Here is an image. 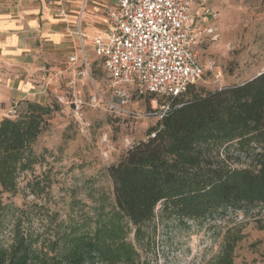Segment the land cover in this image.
Returning a JSON list of instances; mask_svg holds the SVG:
<instances>
[{
    "label": "trees",
    "instance_id": "16d2710c",
    "mask_svg": "<svg viewBox=\"0 0 264 264\" xmlns=\"http://www.w3.org/2000/svg\"><path fill=\"white\" fill-rule=\"evenodd\" d=\"M152 98L169 110L153 137L150 132L107 168L109 205L78 221L48 213L41 230L2 194L15 192L21 173L42 161L33 145L55 107L25 100L16 118L0 119V264H149L137 245L152 243L147 225L158 205L180 220H203L228 207H264V71L213 91L194 83L177 96L148 94V102ZM233 158L250 165L233 166ZM28 185L35 196L45 189L39 179ZM234 242L226 240L209 264H236Z\"/></svg>",
    "mask_w": 264,
    "mask_h": 264
},
{
    "label": "rangeland",
    "instance_id": "374dc122",
    "mask_svg": "<svg viewBox=\"0 0 264 264\" xmlns=\"http://www.w3.org/2000/svg\"><path fill=\"white\" fill-rule=\"evenodd\" d=\"M205 2L216 8L220 38L215 42L205 39L195 47L203 64L215 61V68L205 69L195 86L213 91L240 84L264 71V0ZM86 55H94L90 45ZM89 69L92 80L84 81L85 100L95 87L109 98L108 78L101 59L95 57ZM34 91V94L18 96L13 90L8 99L0 100V119L16 118L25 100L55 107L46 130L33 145L35 151L42 154V161L31 171L21 173L17 190L3 193L2 201L27 213L33 226L41 230L48 224V213L57 221H78L91 216L95 207L109 205L113 200V182L107 168L116 164L127 150L124 138L128 137L131 145L146 141L159 123L154 118L126 117L104 104L85 106L84 117L91 126L86 133H81L69 108L59 103L56 94ZM131 93V105L140 109L149 105L147 93L142 96ZM104 133L109 138L107 147L101 140ZM105 148L109 151L108 158L101 153ZM229 162L233 166L250 165L247 159L233 158ZM35 179L45 186L37 196L31 194L28 185ZM156 213L147 225L154 237L152 243L148 248L137 245L142 259H147L149 264H209L226 240L235 241L233 260L236 264H264V229L257 222L264 223L261 205L244 210L228 207L203 220H180L161 213L160 205ZM6 219L9 220V216ZM7 234L4 237H8Z\"/></svg>",
    "mask_w": 264,
    "mask_h": 264
},
{
    "label": "built area",
    "instance_id": "2783aa9c",
    "mask_svg": "<svg viewBox=\"0 0 264 264\" xmlns=\"http://www.w3.org/2000/svg\"><path fill=\"white\" fill-rule=\"evenodd\" d=\"M58 14L63 17L65 12L60 10ZM105 14L106 27L93 37V51L107 75L109 98L96 87L88 100L80 94L76 80H92L90 65L83 55L81 65L75 66L74 54L68 56L72 76L66 83L67 93L57 95L59 103L69 108L81 133L91 126L84 117L85 106L104 104L132 119L159 120L169 110V104H159L157 98H152L147 107L140 109L130 104L131 92L138 96H177L201 79L205 69L215 68L214 60L203 64L195 50L205 39L215 42L220 38L218 13L205 0H117ZM77 35L81 40L79 22ZM101 140L107 147L106 133ZM131 144L125 137L124 145ZM108 152L106 148L101 151L105 158Z\"/></svg>",
    "mask_w": 264,
    "mask_h": 264
},
{
    "label": "crops",
    "instance_id": "0c3cea01",
    "mask_svg": "<svg viewBox=\"0 0 264 264\" xmlns=\"http://www.w3.org/2000/svg\"><path fill=\"white\" fill-rule=\"evenodd\" d=\"M116 3L117 0H0V100L8 99L13 90L18 96L34 94L36 88L39 90L34 92L39 94H66V83L72 76L68 56H77L75 66L81 65L83 55L91 64L97 57L93 37L105 29L106 10ZM60 10L65 12L63 17L58 14ZM89 45L93 57L86 55ZM84 81L76 80L83 97Z\"/></svg>",
    "mask_w": 264,
    "mask_h": 264
},
{
    "label": "water",
    "instance_id": "95a60500",
    "mask_svg": "<svg viewBox=\"0 0 264 264\" xmlns=\"http://www.w3.org/2000/svg\"><path fill=\"white\" fill-rule=\"evenodd\" d=\"M263 72V71H262Z\"/></svg>",
    "mask_w": 264,
    "mask_h": 264
}]
</instances>
